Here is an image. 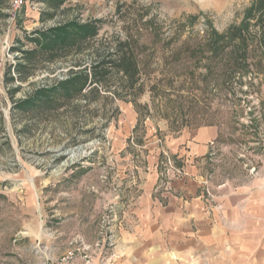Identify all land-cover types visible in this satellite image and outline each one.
Segmentation results:
<instances>
[{"label":"rangeland","instance_id":"374dc122","mask_svg":"<svg viewBox=\"0 0 264 264\" xmlns=\"http://www.w3.org/2000/svg\"><path fill=\"white\" fill-rule=\"evenodd\" d=\"M10 1L0 0V264H117L147 182L161 203L176 194L196 163L178 141L199 129L218 134L216 155L201 159L210 198L211 185L264 165V0H36L17 13ZM71 23L89 35L63 30V43L42 46Z\"/></svg>","mask_w":264,"mask_h":264},{"label":"crops","instance_id":"0c3cea01","mask_svg":"<svg viewBox=\"0 0 264 264\" xmlns=\"http://www.w3.org/2000/svg\"><path fill=\"white\" fill-rule=\"evenodd\" d=\"M217 136L213 127L178 141L196 163L187 164L184 178L174 184L176 194L165 195L163 203L154 194L156 180L147 182L131 211L133 234L126 237L128 242L119 244L122 255L127 249L130 252L117 258V264H171L181 258L200 259V264H264V165L254 172L248 170L239 183L237 177L229 175L216 182L215 188L211 185L215 194L211 200L202 183L213 177L204 179L201 159L209 151L216 155L217 148L211 149L209 144ZM217 175L223 178L225 174ZM181 238L183 252L160 249L166 244L176 245Z\"/></svg>","mask_w":264,"mask_h":264},{"label":"trees","instance_id":"16d2710c","mask_svg":"<svg viewBox=\"0 0 264 264\" xmlns=\"http://www.w3.org/2000/svg\"><path fill=\"white\" fill-rule=\"evenodd\" d=\"M86 28L87 27H85V26H80V25H76V24H72L71 23L69 25H64L61 28H55V29L49 30L50 32H48V34L42 40L43 41L42 46H44L48 50L52 47V43H51V39H53L52 35L55 36L54 38L56 39V41H58V43H61V42L63 43L65 41V39L67 38V36H68V35H65L63 33L64 32L63 30H66L67 34H69L70 31H77V32L79 31L80 32V36L82 35L83 37H86L87 35H89V32L86 30ZM68 30H70V31H68ZM217 41H218V37H217V35H215V37H212V39H211V42H213L211 44V46L216 44Z\"/></svg>","mask_w":264,"mask_h":264},{"label":"built area","instance_id":"2783aa9c","mask_svg":"<svg viewBox=\"0 0 264 264\" xmlns=\"http://www.w3.org/2000/svg\"><path fill=\"white\" fill-rule=\"evenodd\" d=\"M36 0H11L10 3L12 4V10L17 13L19 10L21 11L22 8L28 7L32 5ZM71 261V256H64L59 261H56L52 264H69Z\"/></svg>","mask_w":264,"mask_h":264}]
</instances>
